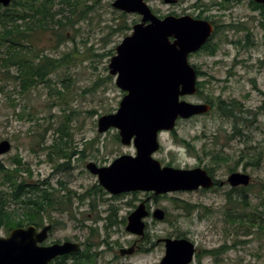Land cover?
I'll return each mask as SVG.
<instances>
[{
	"label": "rangeland",
	"instance_id": "rangeland-1",
	"mask_svg": "<svg viewBox=\"0 0 264 264\" xmlns=\"http://www.w3.org/2000/svg\"><path fill=\"white\" fill-rule=\"evenodd\" d=\"M82 2L84 4L78 3L74 14L65 13L71 23L66 20L67 25L60 31L67 39L60 41L52 33L38 34L39 40L34 43L39 53L56 58L70 56L69 63L51 75L54 89L42 84L28 93H19L16 84L3 81L0 73V142L9 140L12 143L11 151L2 156L0 162L9 166L14 164V157L21 159L27 170L24 178L28 183L39 188L49 186L54 197L70 199L66 205L68 212L51 211L53 222L50 217L46 219V224H52L53 229L45 243L67 240L86 243L90 240L100 244L95 252L111 258L116 255L113 251L118 248L116 243L128 246L134 238L126 232L125 226L106 231L109 209H116L115 220L121 222L151 194H109L86 166L90 162L108 166L122 155H136L133 145L125 146L117 138L118 130L99 133L98 119L116 113L126 94L117 87L109 64L116 54V47L132 34L133 26L141 22V17L124 15L116 10L112 6L114 0ZM146 2L159 17L197 12L192 9L196 0H177L175 4H166L164 0ZM201 2L210 7L207 16L217 25L211 45L219 48L216 55L205 50L189 58L192 65L204 71L199 76L204 86L200 93L183 100L192 103H208L219 98L238 101L243 109L238 116L248 121L241 124L237 121L239 130H235V120L223 117L216 109L192 119L179 120L174 131L159 135L161 147L154 158L162 166L214 168L212 172L216 179L225 184L217 189L170 193L147 201L151 211L162 209L168 220H148L151 243L144 245L146 251L131 261L159 264L165 256V247L157 244L158 239L181 234L197 247L191 264H264V230L258 225L232 222L228 214L236 212L231 209L234 204L228 203L226 195L232 189L227 183L232 173L249 174L252 188L246 199L241 192H235L233 198L250 201L247 212L257 206L259 212L264 213V109H260L264 104V14L254 9L251 0ZM215 3L225 5L226 9H219L221 5ZM59 8L57 6L56 10ZM2 70L0 66V72ZM64 81L68 89H62L67 94L63 98L57 89L63 88L61 83ZM59 130H65L69 136ZM56 140L61 142L59 145L63 149L75 154L69 159L57 157L52 147ZM183 141L189 142L195 152ZM210 152L228 160L217 166L212 163ZM253 156L259 159V167L252 165L256 162L252 160ZM86 194L90 195L87 197ZM183 203L196 205V208L190 212L179 209ZM261 218L256 220L260 223L264 217ZM90 227L95 229L93 239H90ZM8 235L6 229L0 230V237ZM104 242L111 246V251ZM224 245L231 248L217 257L206 254L208 250Z\"/></svg>",
	"mask_w": 264,
	"mask_h": 264
},
{
	"label": "water",
	"instance_id": "water-1",
	"mask_svg": "<svg viewBox=\"0 0 264 264\" xmlns=\"http://www.w3.org/2000/svg\"><path fill=\"white\" fill-rule=\"evenodd\" d=\"M254 2L264 7V0ZM11 3L12 0H0L3 7ZM112 6L120 12L140 15L142 19L133 26L132 34L116 47L110 61V74L126 94L116 113L98 119V131L117 129L121 143L133 144L136 155H122L103 167L91 162L87 169L112 195L145 192L161 196L214 187L213 177L203 168L162 166L153 157L160 149V133L175 130L179 119L188 120L212 110L208 103H192L182 98L198 92V73L189 56L209 41L215 31L213 24L190 15L159 18L145 0H114ZM11 149L12 143L2 140L0 158ZM227 182L234 188L247 187L251 176L235 172ZM148 215L145 201L129 216L127 231L143 234L144 219ZM165 216L162 209L154 212L157 220L162 221ZM51 230L52 225L40 231L34 225L12 229L7 237H0V264H51L57 257L79 250L80 244L71 241L42 246ZM195 251V245L188 239H166V254L161 264H190Z\"/></svg>",
	"mask_w": 264,
	"mask_h": 264
},
{
	"label": "trees",
	"instance_id": "trees-1",
	"mask_svg": "<svg viewBox=\"0 0 264 264\" xmlns=\"http://www.w3.org/2000/svg\"><path fill=\"white\" fill-rule=\"evenodd\" d=\"M196 1L197 4L195 6H198L201 0ZM230 1L226 0V2ZM78 3L84 4L82 0H13L8 7L0 6V66L3 68L0 73L3 75V81H10L14 86L16 84L19 93H28L42 84H46L51 90L52 88L54 89L51 75L63 66H66L69 63L70 56L65 55L63 58H56L44 52L39 53L34 43L39 40L37 39L38 34L47 35L52 33L60 41L63 40L62 38H65L66 34L60 30L67 25L65 23L66 20L70 21V18L66 17L65 13L69 12L70 14H74L77 11ZM251 4L254 9H260L264 13V8L261 4H256L254 0H251ZM214 5H221L219 9H226L225 5L218 3ZM57 6H60L58 10H56ZM123 14L125 15V13ZM208 19L210 20L209 17ZM126 29L131 28L126 27ZM218 48V45L212 46L210 44L204 47L210 55H215ZM198 74L201 75L200 73ZM61 84L63 88L55 89L64 98L67 96L64 90L66 91L68 87L65 81ZM198 87L202 88L203 86L201 83H198ZM215 102L212 100L208 101L213 106L217 104L218 111L223 117L233 118L235 120V130H239L237 124L239 121L240 124L242 121H248L247 118L238 116L239 112L241 113L243 111L240 102L233 100L228 102L220 98ZM260 109H264V104ZM70 116L71 114L66 117ZM62 133L65 136H69V133L65 132V130ZM117 138L120 139L119 136ZM61 139H63L62 136ZM59 143L61 142L56 140L55 144L52 145L54 149L53 153L57 157L61 156L64 159H69L75 154L73 151L69 152V150L63 149ZM183 143L189 150L195 152V148L189 142L183 141ZM210 153L212 163L217 166H220L228 160L221 154ZM252 160H256L255 164H252L254 167L260 166L257 157L253 156ZM13 161L14 164L9 166L0 162V230L6 229V231L10 232L14 228L26 227L31 224L41 228L45 225L47 218L50 217V222H53L50 216L51 211H58L60 213L67 211L66 205L70 199L54 197L49 186L47 188H39L35 187L32 183H28L24 178L27 170L24 168L22 160L19 158L15 159L14 157ZM213 169L207 168L210 175H214L212 172ZM251 188L252 186L232 188L226 194L228 203L234 204L231 209H235L236 212H230L228 216L232 222L239 221L243 224H250L253 227L254 225H258L261 230H264V213L259 212L257 206H252L253 211L247 212V208L251 207L250 201H240L238 198H233L235 192H241L243 194L242 196L246 199L247 192ZM88 195L90 194H86L87 197ZM163 197L165 196H153V199L157 200ZM15 203L17 204L16 209ZM57 205L63 207L59 208ZM179 207V209L190 212L196 208V205L183 203ZM116 214V209L111 207L107 217L109 224L117 223L114 219ZM259 216L263 218L260 223L256 220ZM91 230V234H95V230ZM230 248L224 245L217 249L208 250L206 254L217 257L222 251Z\"/></svg>",
	"mask_w": 264,
	"mask_h": 264
},
{
	"label": "flooded vegetation",
	"instance_id": "flooded-vegetation-1",
	"mask_svg": "<svg viewBox=\"0 0 264 264\" xmlns=\"http://www.w3.org/2000/svg\"><path fill=\"white\" fill-rule=\"evenodd\" d=\"M178 1L180 2L181 0H178ZM201 1L199 2L198 6H195V5L192 6L193 7L192 9H194L197 12L194 13V14H192V15H190V16H192L195 19H199V20H209L208 19L209 16H207V13H208V11H210V7L207 4H205L204 2H201ZM258 11L260 12V14H262V15L264 14L262 12V10L259 9ZM183 15H189V14L188 13L187 14L184 13ZM183 15H178V14L171 13L170 16L180 17V16H183ZM164 17H166V16H161V18H164ZM141 19H142V17H141ZM209 21L212 22V24L214 26V29H215V33H214L213 37L208 41V43L206 45H208V44L211 45V42H212L215 34L217 33V25L213 22V20H209ZM204 47L200 51H205ZM200 51L197 52V53L191 54L190 57L196 56L197 54L200 53ZM193 66L197 70V73H200L202 75L204 74V71H202L199 66H197V65H193ZM198 83H201L202 86H204V82H200V80H199ZM200 89L201 88H199L198 93H200V91H201ZM213 102L216 103L215 101H213ZM211 105L213 107V110L218 109L217 108V104H216V106H213V104L211 103ZM99 167H102V166H99ZM86 168H87V166H86ZM211 176L215 180V187L213 189H217L219 186H222V185L225 184V182L222 183V184H221V182L218 183L216 177L214 175H211ZM149 194H151V193H149ZM151 195H153V194H151ZM151 195L148 196V198L146 199V201H149L151 198H153V196H151ZM147 208H148V211H149V215L144 219L145 229L143 231V234H134V233H131V232L127 231L128 218L131 215V213H133L136 210V208L134 210H132L131 212H129V215L126 218H124V220H122L121 222H117L115 220L117 223H115V224H109V220H108V218H106V221H107V223L105 225L106 231H109V230H111V229H113V228H115L117 226H125L126 232L130 236H132L134 238L133 243H131L128 246H126V245H123L122 246V244L116 243V245H117L118 248L116 250L113 249V251L116 253L115 256H113L111 258H107L105 256H102V253L101 252H95V249L100 246L99 243H96L95 242V244H94L90 240H86V243L85 242H82V241H80V242H78V241H71V242L79 243L80 244L79 250L77 252H75V253H70V254H67V255H63V256L57 257L56 259H54L52 261L51 264H140L139 261H133L132 262L131 260L136 259L137 257H135V256H137V255H139V254H141V253H143V252L146 251L145 250L146 248L144 247V245H146L148 242L151 243V241L149 240L150 234H149V230H148L149 229L148 220L149 219H152V220H155V221H160V220L155 219V217H154L155 210L151 211L149 205H147ZM66 212H68V209H67V211H64L62 213H66ZM115 217H117V214H116V216H114V219H115ZM167 220H168V216L166 214L165 219H163L162 221H167ZM93 221L95 222V220H93ZM46 225L47 224L45 223V225L43 227H41V228H38L37 226L36 227L40 231ZM91 229H94V228L93 227H90V230ZM91 232H92V230H91ZM49 235H50V232H49ZM95 237H96V234H91L90 235V239H93ZM166 239L178 240V239H187V238H185L181 234H177L176 236L169 235V236H166V237H163V238L158 239L157 244H162L165 247V254H166ZM67 241H70V240H67ZM45 242H47V241H45ZM45 242L42 244V246H49V245H52L54 243H58V242H54V243L48 244V243H45ZM104 244H105V246H106V248H107L108 251H111L112 250L111 246H109V244L107 242H104ZM152 246H155V244H152ZM92 249H93V251H92ZM131 249L133 251L131 253H127V251H129ZM117 251H119V255H117ZM122 252H124L125 254H123ZM196 253H197V247H196ZM196 253H195V255H196ZM140 256H142V255H140ZM163 258L161 259V261L159 262V264H161Z\"/></svg>",
	"mask_w": 264,
	"mask_h": 264
}]
</instances>
